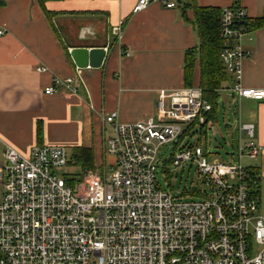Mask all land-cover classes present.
Returning <instances> with one entry per match:
<instances>
[{"label":"built area","instance_id":"obj_1","mask_svg":"<svg viewBox=\"0 0 264 264\" xmlns=\"http://www.w3.org/2000/svg\"><path fill=\"white\" fill-rule=\"evenodd\" d=\"M178 1L138 0L133 13L154 3L176 9ZM248 21L242 7L222 10L221 60L233 83L227 91L240 100L264 101V89L240 84ZM125 25L121 20L112 30L118 40ZM4 35L0 30V39ZM73 81L56 80L45 93L63 86L76 94ZM157 106V120L124 124L116 112L106 116L111 174L105 163L74 185L63 173L70 161L65 147L34 146L28 154L6 147L0 161V264H264L261 172L253 165L263 147L255 126L239 123L238 161L212 163L200 144L181 146L195 129L200 135L212 129L205 126L213 106L201 89L160 91ZM169 143L179 151L173 164L197 167L202 188L195 198L159 185V152Z\"/></svg>","mask_w":264,"mask_h":264},{"label":"crops","instance_id":"obj_2","mask_svg":"<svg viewBox=\"0 0 264 264\" xmlns=\"http://www.w3.org/2000/svg\"><path fill=\"white\" fill-rule=\"evenodd\" d=\"M195 1L222 10L242 7L253 22L264 18V0ZM137 2L49 1L50 21L37 0H5L0 9V30L5 31L0 39V161L7 146L23 154L34 146H61L70 158L75 148H90L96 170L106 163V141L112 134L106 116L116 112L124 124L157 120L159 92L186 88V54L199 45L193 11L183 14L182 7L154 3L134 14ZM121 20L126 25L118 40L112 30ZM242 46L248 57L242 62L241 86L264 89V26L252 29ZM78 47L105 48L102 67L79 69L71 57ZM200 76L198 62L194 88H199ZM65 79L74 80L76 94L63 86L55 94L45 93ZM230 96L239 103L240 123L255 126L263 152L253 165L264 185V101Z\"/></svg>","mask_w":264,"mask_h":264},{"label":"rangeland","instance_id":"obj_3","mask_svg":"<svg viewBox=\"0 0 264 264\" xmlns=\"http://www.w3.org/2000/svg\"><path fill=\"white\" fill-rule=\"evenodd\" d=\"M230 78H232L230 76ZM233 84V83H231ZM227 87L229 84L226 85ZM227 91V90H226ZM217 111L216 119L211 130L203 134H199V129H195L190 135L186 136L181 143V146L185 144H200L205 154H209L210 162H225L230 163L234 159L238 161L237 147L239 142L238 126L240 123L239 118V103L233 100L228 94V91H220L218 98L216 99ZM246 113V110L244 109ZM174 143H169L163 147L159 152V156L162 159L160 164L164 167H160L158 172V182L162 190L172 192L173 194H181L184 197L194 196V191H198L202 188L199 180L197 167L193 163L189 162L176 166L172 163L173 158L179 151H176ZM235 154V155H233ZM107 166V174H111V168L109 164L113 163V157L105 155ZM164 163V164H163ZM164 169V170H163ZM81 168L78 166H68L63 169V173L68 176H76L80 174ZM86 171L81 176V181L87 178ZM261 211L264 214V185L261 183Z\"/></svg>","mask_w":264,"mask_h":264},{"label":"trees","instance_id":"obj_4","mask_svg":"<svg viewBox=\"0 0 264 264\" xmlns=\"http://www.w3.org/2000/svg\"><path fill=\"white\" fill-rule=\"evenodd\" d=\"M45 10L47 18L52 21L53 13L45 8V4L49 1L62 0H37ZM5 5V0H0V9ZM183 14L187 9H191L194 14V23L199 35V45L190 50L186 54L185 60V86L186 88L193 87L194 70L199 62L200 66V85L202 96L205 101L213 106V111L209 114L208 126H213L216 119L217 104L219 92L227 88V84L232 82L229 74L226 72L221 60V51L223 42L220 35V18L222 9L217 7H200L195 0H185L182 5ZM247 26L252 29H258L264 26V18L253 21H248ZM69 166H78L82 170L81 176L86 171L95 170L93 159V151L90 148H75L73 156L69 161ZM81 176L67 178L70 185H74L81 181Z\"/></svg>","mask_w":264,"mask_h":264},{"label":"water","instance_id":"obj_5","mask_svg":"<svg viewBox=\"0 0 264 264\" xmlns=\"http://www.w3.org/2000/svg\"><path fill=\"white\" fill-rule=\"evenodd\" d=\"M178 3L181 4V0H179ZM71 57L79 69H99L102 67L107 57V50L105 48L98 47H78L72 49Z\"/></svg>","mask_w":264,"mask_h":264}]
</instances>
